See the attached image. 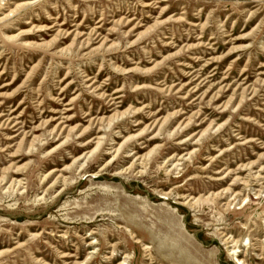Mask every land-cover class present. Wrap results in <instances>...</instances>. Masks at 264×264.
I'll list each match as a JSON object with an SVG mask.
<instances>
[{"label":"rangeland","instance_id":"obj_1","mask_svg":"<svg viewBox=\"0 0 264 264\" xmlns=\"http://www.w3.org/2000/svg\"><path fill=\"white\" fill-rule=\"evenodd\" d=\"M236 256L264 264V0H0V264Z\"/></svg>","mask_w":264,"mask_h":264},{"label":"bare ground","instance_id":"obj_2","mask_svg":"<svg viewBox=\"0 0 264 264\" xmlns=\"http://www.w3.org/2000/svg\"><path fill=\"white\" fill-rule=\"evenodd\" d=\"M143 3H144V2H143ZM10 12H13V11L11 10ZM28 41H29V40H28ZM26 42H27V41H26ZM107 47H108V45H107ZM213 64H214V63H213ZM248 80H249V79H248ZM119 97H120V96H117L116 98H119ZM116 98H115V99H116ZM108 111H109V110H108ZM110 120H111V119H109V121H110ZM164 121H165V120H164ZM5 125H6V124H5ZM57 127H58V125H56L54 129H56ZM176 127H177V126H176ZM174 129H175V128H174ZM57 132H58V131H57ZM51 134H52V133H51ZM237 136H238V135H237ZM41 138H42V137H41ZM67 138H68V137H67ZM100 139H101V136L98 137V143H100V141H101ZM42 142H43V140H42ZM32 145H33V144H32ZM33 146H34V145H33ZM91 153H92V152H91ZM140 158H141V157H139V159H140ZM141 161H142V160H141ZM138 167H139V166H138ZM15 169H16V168H15ZM257 173H258V172H257ZM257 173H256V174H257ZM3 175H4V174H3ZM91 175H92V176H95V177L97 176L96 173H91ZM4 176H5V175H4ZM2 177H3V176H2ZM2 177H1V178H2ZM16 177H17V176H16ZM9 178H10V177H9ZM2 179H3V178H2ZM4 179H5V178H4ZM17 179H18V178H17ZM18 182L20 183V180H18ZM11 183H12V182H11ZM16 184H17V182H16ZM15 186H16V185H15ZM125 229H129V228H128V227H125ZM145 248H146V249H150L151 247H150L148 244H146V245H145ZM234 252H238V249H235ZM236 262H238V263H240V264H244V263H245V261H244L243 259H241V258H239V257H237V256H236Z\"/></svg>","mask_w":264,"mask_h":264}]
</instances>
